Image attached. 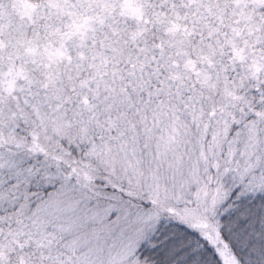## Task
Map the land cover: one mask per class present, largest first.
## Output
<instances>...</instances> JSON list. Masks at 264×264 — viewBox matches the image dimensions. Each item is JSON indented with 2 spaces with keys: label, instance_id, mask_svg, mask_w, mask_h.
I'll return each instance as SVG.
<instances>
[{
  "label": "snow or ice",
  "instance_id": "6c2138e0",
  "mask_svg": "<svg viewBox=\"0 0 264 264\" xmlns=\"http://www.w3.org/2000/svg\"><path fill=\"white\" fill-rule=\"evenodd\" d=\"M0 0V264H264V3Z\"/></svg>",
  "mask_w": 264,
  "mask_h": 264
},
{
  "label": "trees",
  "instance_id": "16d2710c",
  "mask_svg": "<svg viewBox=\"0 0 264 264\" xmlns=\"http://www.w3.org/2000/svg\"><path fill=\"white\" fill-rule=\"evenodd\" d=\"M17 8L21 14H27V10L30 8L27 0H17Z\"/></svg>",
  "mask_w": 264,
  "mask_h": 264
},
{
  "label": "clouds",
  "instance_id": "9594fccd",
  "mask_svg": "<svg viewBox=\"0 0 264 264\" xmlns=\"http://www.w3.org/2000/svg\"><path fill=\"white\" fill-rule=\"evenodd\" d=\"M236 2L239 4V3H242L244 2V0H236ZM256 3H264V0H255Z\"/></svg>",
  "mask_w": 264,
  "mask_h": 264
}]
</instances>
